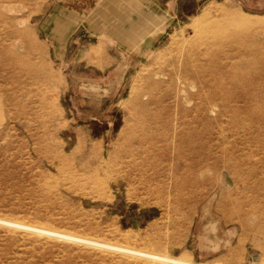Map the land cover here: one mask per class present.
Instances as JSON below:
<instances>
[{
  "label": "rangeland",
  "instance_id": "1",
  "mask_svg": "<svg viewBox=\"0 0 264 264\" xmlns=\"http://www.w3.org/2000/svg\"><path fill=\"white\" fill-rule=\"evenodd\" d=\"M0 264H264V0H0Z\"/></svg>",
  "mask_w": 264,
  "mask_h": 264
},
{
  "label": "bare ground",
  "instance_id": "2",
  "mask_svg": "<svg viewBox=\"0 0 264 264\" xmlns=\"http://www.w3.org/2000/svg\"><path fill=\"white\" fill-rule=\"evenodd\" d=\"M228 25L229 22L224 21L223 25H222V31L226 33L227 36V41L228 39L235 41V43L238 40H241L244 38L242 37L243 35L241 33H239V30L234 29V30H229L228 29ZM230 48V50H234V48L232 47H228V49ZM215 64H210L208 69H209V73H216L215 76H213L214 78H209L210 81L216 83L217 85H222L219 86L220 90H219V96L220 97H226L228 99H237V100H243V99H249L251 98V92L248 91L245 86L243 85V79L236 77V78H232L230 76V71H225V73H222V75H220V73L214 72L215 71ZM221 64V63H220ZM223 65V64H222ZM213 66V68H212ZM218 96V97H219ZM213 99V98H212ZM199 105H204V101L199 102ZM258 111H261V109H258ZM201 113H203V111H201ZM251 119V117H250ZM249 119L248 125H250V127L253 124V121ZM238 119L236 118V122L235 125L237 124ZM193 129V128H192ZM248 140V139H247ZM249 141V140H248ZM204 145H202L201 147H199V149H203ZM251 155L252 154H246L244 156H242L241 158L238 159V162L233 166L235 168V170L240 174V176L243 179H248L251 177H254L257 173L258 170V164H254L253 161H251ZM146 161L144 160V164ZM130 164V168L133 171H142L144 169V164ZM147 165L149 166L150 164L147 163ZM151 166V165H150ZM257 166V167H256ZM261 168V167H260ZM88 240V238H87ZM86 241V240H85Z\"/></svg>",
  "mask_w": 264,
  "mask_h": 264
},
{
  "label": "crops",
  "instance_id": "3",
  "mask_svg": "<svg viewBox=\"0 0 264 264\" xmlns=\"http://www.w3.org/2000/svg\"><path fill=\"white\" fill-rule=\"evenodd\" d=\"M61 14V13H59ZM55 18V17H54ZM53 23H52V27L50 28V31H49V34L47 36V39H49L50 41H54L55 43H53L54 48L56 49H60L61 50V39H62V36L60 35V32H62L66 27H69L70 25H76V22L74 24H71L70 23V20H52ZM144 21V24H145V20H142ZM57 22H59V26L61 27V30L59 31V33H57L55 31V28L57 27ZM79 22H82V20H78L77 23ZM68 25V26H67ZM116 35V38L118 40H122L124 38H126L127 36L125 35L126 33L122 32V31H117L114 33Z\"/></svg>",
  "mask_w": 264,
  "mask_h": 264
}]
</instances>
